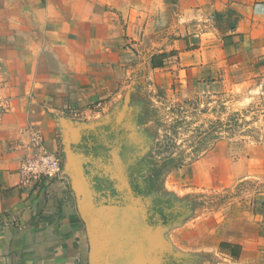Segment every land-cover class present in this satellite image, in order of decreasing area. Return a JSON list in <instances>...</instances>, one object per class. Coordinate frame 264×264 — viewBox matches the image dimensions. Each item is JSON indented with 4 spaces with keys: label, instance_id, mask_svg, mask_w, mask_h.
Segmentation results:
<instances>
[{
    "label": "rangeland",
    "instance_id": "rangeland-1",
    "mask_svg": "<svg viewBox=\"0 0 264 264\" xmlns=\"http://www.w3.org/2000/svg\"><path fill=\"white\" fill-rule=\"evenodd\" d=\"M245 3H230L225 13L209 19L182 20L178 4L168 0L166 19L154 21L155 30H143L149 20L139 13L131 18L128 4L119 1L117 17L107 15L96 32L84 30L86 40H101L100 50L91 45L84 73L60 65L63 54L57 49L36 52L35 58L31 50L33 54L20 57V67H12V59L22 52L0 44V121L14 107L9 92L28 91V83L14 81L13 75H38L45 81L31 93L47 84L54 92L55 99L42 105L45 121L24 129L25 147L11 137L7 152L22 147L28 158L36 151L35 138L46 143L51 137L48 148L63 171L56 182L67 193L65 199L73 200L84 225V264H237L220 252L223 241L264 235V72L257 70L264 56L236 57L234 47L224 53L218 43L223 38L233 43ZM92 5L99 11L109 6ZM71 7L68 0H55L53 27L60 37L63 30H81L72 15H65ZM15 16L14 4L0 0L2 42L7 38L4 30H14ZM115 18L119 24L110 39L112 24L106 22ZM211 23L217 30H207ZM63 38L60 44H67ZM159 55H165L163 66L153 68V57ZM229 115L247 124L240 132L233 126L231 133L220 134L194 158V128ZM40 117L33 115V122ZM152 128L154 155L145 143ZM132 144L141 147L138 154H131ZM150 155L153 164H147ZM180 156L182 166H161L165 159ZM142 160L147 165L136 177L152 182L151 197L130 188ZM154 167L162 169L157 177ZM163 194L185 206L180 220H149V214H158L151 211L152 201Z\"/></svg>",
    "mask_w": 264,
    "mask_h": 264
},
{
    "label": "crops",
    "instance_id": "crops-1",
    "mask_svg": "<svg viewBox=\"0 0 264 264\" xmlns=\"http://www.w3.org/2000/svg\"><path fill=\"white\" fill-rule=\"evenodd\" d=\"M3 1L9 5L14 4L16 16L14 30H4L7 38L5 42L0 40V44L14 45L22 52L12 59L14 60L12 67H20L22 63L20 57L33 54L31 50H34L35 55L32 56L35 58L36 52L57 49L63 54L59 64H66L75 73L85 72L89 63L87 61L92 57L89 51L94 50L91 45L98 51L101 41L99 38L86 40L84 30L96 32L101 30V21L107 15L114 13L117 17L114 11L118 9L115 5L117 2L128 4L131 18H135L136 16L133 15L139 13L149 20L143 30H155L154 21L162 18L165 20L168 10V0H68L72 3V9L65 11V15L68 17L72 15L73 24L75 26L78 24L81 30H71L70 33L63 30L61 37H64L63 39L68 43L60 44L61 37L58 34L60 30H55L53 27L55 0ZM174 1L178 4L176 5L178 16L182 20L209 19L215 13H225L230 3L246 2L241 8L244 16L236 27L238 35L234 36L233 43L228 42L229 38L227 41L224 40L225 38L220 39L218 43L224 53L227 52L228 47H234L236 57H242L247 53L253 59L264 56V0ZM77 2L79 5L76 11ZM103 3L109 5L107 10L99 11L92 5ZM57 12L61 13L60 10ZM116 22L119 24L117 18L115 22H106L112 24L111 29H108L113 30L110 39H114ZM210 25L207 30H217L212 23ZM128 30L131 28L129 27ZM39 37L46 39L47 43L42 44ZM86 57H88L87 61H85ZM36 64L37 62H34L33 66ZM257 70L264 72V65L259 66ZM13 80L26 81L28 91L14 89L9 92L8 97L14 107L0 121V264H84L87 255L86 236L73 200L65 199L67 193L59 189V182L50 183L43 191H35L29 187L22 188L20 165L26 158L27 152L22 147H14L11 153L7 152V142L11 137L15 140L21 139L25 147L24 129L45 121L44 116L47 111L42 105L49 99H55L54 92L50 91L47 84L48 86L41 85L44 88L41 92L31 93L34 86L35 89L38 83L45 82L38 75L24 78L16 74L13 75ZM37 114L41 117L33 122V115ZM46 141L47 145L53 143L51 137H46ZM223 243L230 244L233 248H221L220 252L237 264H264V235L258 232L254 235L244 234L239 239L225 240ZM233 251L237 256L232 254Z\"/></svg>",
    "mask_w": 264,
    "mask_h": 264
},
{
    "label": "trees",
    "instance_id": "trees-1",
    "mask_svg": "<svg viewBox=\"0 0 264 264\" xmlns=\"http://www.w3.org/2000/svg\"><path fill=\"white\" fill-rule=\"evenodd\" d=\"M224 40L227 41V38ZM227 44V43H226ZM165 55H159V56H154L152 60V66L153 68H160L163 66V58ZM199 107V104L197 102L194 103V111H196ZM201 113H206L205 111H202ZM234 115H229L225 118H216L214 120H208L205 124L199 127L194 128V145L191 147L192 152L191 154L194 155V158H199L201 154L206 150V148L213 143L214 141L219 139V135L222 133H231V128L233 126H237V130L240 132V128L243 127L247 123H241L239 117H234ZM232 118L234 119V122L232 123ZM158 126V125H157ZM236 131V130H235ZM146 137H145V143L148 144L150 151L153 150V155L154 152H156L157 147V142H152L150 138L152 136H155V130L152 128L151 130L146 131ZM150 136V137H147ZM230 136V135H229ZM170 145L165 146V149H169ZM145 149V148H144ZM143 149V150H144ZM129 150L131 154H138L139 150H141V147H139L137 144H132L129 146ZM157 151L159 149L157 148ZM148 154V153H147ZM149 155V154H148ZM151 159L149 160L153 164L152 156L150 155ZM144 161V162H142ZM136 168H134V174L130 178V188L132 193L136 195H144L145 197H151L153 195V188L154 185H152V182L150 183L149 181H143L141 182L139 179H137L136 175L141 173L143 170V166L146 167L147 164H145V160H142ZM144 163V164H143ZM184 164L183 157H175V158H167L164 160L162 163V167H174L177 168L179 166H182ZM162 170V169H161ZM161 170H157L156 167L153 168V173L157 177L160 174ZM178 204V205H177ZM185 206L178 200L176 197H168V195L163 194L160 197H156L152 201L151 205V211L152 212H157V216H154V214H149V220L154 219L156 223L159 224H169L176 222L180 220L183 216L184 213L183 211L185 210ZM221 248L223 249H231L233 248L232 245L224 243L221 245ZM234 256H237V253L233 251L232 253Z\"/></svg>",
    "mask_w": 264,
    "mask_h": 264
},
{
    "label": "built area",
    "instance_id": "built-area-1",
    "mask_svg": "<svg viewBox=\"0 0 264 264\" xmlns=\"http://www.w3.org/2000/svg\"><path fill=\"white\" fill-rule=\"evenodd\" d=\"M34 140L35 153L25 158L20 166V184L23 188L43 191L50 183L60 180L62 165L43 138L37 137Z\"/></svg>",
    "mask_w": 264,
    "mask_h": 264
}]
</instances>
